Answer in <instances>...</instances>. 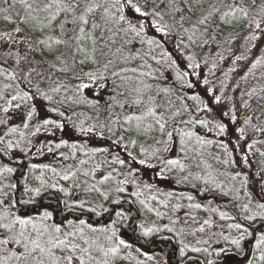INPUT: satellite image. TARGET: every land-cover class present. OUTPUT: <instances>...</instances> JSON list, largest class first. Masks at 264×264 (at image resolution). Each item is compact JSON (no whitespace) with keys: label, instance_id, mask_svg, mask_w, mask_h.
I'll return each instance as SVG.
<instances>
[{"label":"snow or ice","instance_id":"snow-or-ice-1","mask_svg":"<svg viewBox=\"0 0 264 264\" xmlns=\"http://www.w3.org/2000/svg\"><path fill=\"white\" fill-rule=\"evenodd\" d=\"M170 252L264 264V0H0V264Z\"/></svg>","mask_w":264,"mask_h":264},{"label":"trees","instance_id":"trees-1","mask_svg":"<svg viewBox=\"0 0 264 264\" xmlns=\"http://www.w3.org/2000/svg\"><path fill=\"white\" fill-rule=\"evenodd\" d=\"M65 138H68V135H67V134L65 135ZM43 159H46V158H45V157L38 158V159L34 160L33 162H36V163H42L41 161H42ZM151 177H152V174H151V172H149V173H148V176L145 177V178H146V179H150ZM159 186H160L161 188H163L165 191L170 190V189H172V188L175 187L174 184L169 185V184H167V183L165 184V186H161V183H160ZM164 247H165L164 245H160L159 243L157 244V248H158L159 250H161V251L164 250ZM152 250H153V249H148L149 252H151ZM189 255H194V254L189 253ZM169 256H170V264H175V258L172 256L171 252L169 253ZM238 260H239V257H233V258H230V259L228 260V264H237V261H238Z\"/></svg>","mask_w":264,"mask_h":264},{"label":"rangeland","instance_id":"rangeland-1","mask_svg":"<svg viewBox=\"0 0 264 264\" xmlns=\"http://www.w3.org/2000/svg\"><path fill=\"white\" fill-rule=\"evenodd\" d=\"M41 162H42V163H47V162H48V158L43 159ZM165 184H166V183H161V186H165ZM167 184H169V183H167ZM169 185H172V184H169Z\"/></svg>","mask_w":264,"mask_h":264}]
</instances>
